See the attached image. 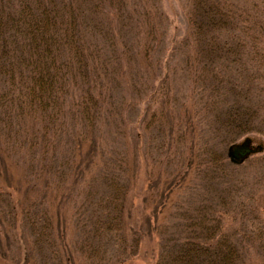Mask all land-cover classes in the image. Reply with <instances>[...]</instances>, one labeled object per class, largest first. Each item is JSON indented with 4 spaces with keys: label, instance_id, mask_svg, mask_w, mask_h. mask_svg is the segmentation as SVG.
<instances>
[{
    "label": "trees",
    "instance_id": "16d2710c",
    "mask_svg": "<svg viewBox=\"0 0 264 264\" xmlns=\"http://www.w3.org/2000/svg\"><path fill=\"white\" fill-rule=\"evenodd\" d=\"M186 2L0 0V264H264V0Z\"/></svg>",
    "mask_w": 264,
    "mask_h": 264
},
{
    "label": "rangeland",
    "instance_id": "374dc122",
    "mask_svg": "<svg viewBox=\"0 0 264 264\" xmlns=\"http://www.w3.org/2000/svg\"><path fill=\"white\" fill-rule=\"evenodd\" d=\"M161 8L164 12V14L168 17V23H169V29H168V36L172 38H176V40L183 34L184 30V15L185 11L187 10V2L186 0H160ZM177 86L181 88L182 84L179 80ZM249 138L252 141L253 146H257L259 144L264 145V140L259 136H249ZM242 140V139H241ZM13 170V169H12ZM22 168H17L15 170L16 176H21L23 174ZM141 174L138 177L136 187L134 190L130 191L129 193V200L131 204L133 205V208L135 209L133 211L134 213H143V204L142 200L146 196V175L144 174V168L141 169ZM252 174V173H251ZM34 193L30 194V197H35L37 192L33 191ZM139 209V211L137 210ZM136 217V216H135ZM238 222H234L230 225H226L229 230H235L236 228H239L237 226ZM67 240L70 242L71 240L76 242L77 236L76 233L73 230L72 225L70 224L69 230H67ZM148 239H143L139 245L137 255L134 256L132 264H152L151 255H149V252H147L148 248L147 245H150L151 242H149ZM154 243V241H153Z\"/></svg>",
    "mask_w": 264,
    "mask_h": 264
},
{
    "label": "water",
    "instance_id": "95a60500",
    "mask_svg": "<svg viewBox=\"0 0 264 264\" xmlns=\"http://www.w3.org/2000/svg\"><path fill=\"white\" fill-rule=\"evenodd\" d=\"M261 149L260 145L253 146L250 138H245L238 143L228 146L226 157L231 164L240 165L250 155L259 152Z\"/></svg>",
    "mask_w": 264,
    "mask_h": 264
}]
</instances>
